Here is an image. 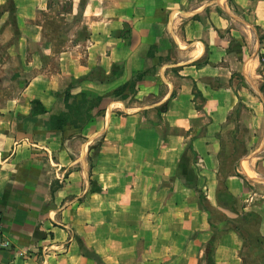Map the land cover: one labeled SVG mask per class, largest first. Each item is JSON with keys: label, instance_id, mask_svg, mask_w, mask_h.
Instances as JSON below:
<instances>
[{"label": "crops", "instance_id": "0c3cea01", "mask_svg": "<svg viewBox=\"0 0 264 264\" xmlns=\"http://www.w3.org/2000/svg\"><path fill=\"white\" fill-rule=\"evenodd\" d=\"M53 3L70 25L64 41L47 39L40 21ZM0 8V31L17 33L24 52L15 62L26 74L23 85L0 87L1 233L13 242L0 264H99L87 249L105 264H199L213 237L200 191L235 225L241 214L259 216L220 237L214 264L241 263L243 229L259 245L264 0H0ZM134 82L136 104L113 98ZM82 92L102 96V111L80 126L56 125ZM230 122L258 132L245 179L240 168L223 170ZM162 125L187 134L168 136ZM38 226L47 232L36 236Z\"/></svg>", "mask_w": 264, "mask_h": 264}, {"label": "rangeland", "instance_id": "374dc122", "mask_svg": "<svg viewBox=\"0 0 264 264\" xmlns=\"http://www.w3.org/2000/svg\"><path fill=\"white\" fill-rule=\"evenodd\" d=\"M10 5H8L9 7ZM67 5H64L66 7ZM61 9V6L58 4L52 5V10H50L49 13H45L43 15V18L40 20L44 23L47 32L46 37L49 40L55 41H64L66 39H69L71 36L70 33V25L67 23L65 24L63 17L57 16V9ZM1 9V8H0ZM55 10V12H54ZM13 23L16 24L17 18L14 17ZM5 24V23H4ZM10 24V23H9ZM12 24V23H11ZM8 29V31H7ZM19 40V37L17 36V33L15 31H12V27L7 25L4 27L2 31H0V87L4 88H12L15 89L19 85H23V81L26 77V74H22L21 66L17 64L15 61L18 57L21 56L22 48L17 47V42ZM13 44L16 46H13ZM12 46V47H11ZM10 48V49H9ZM29 51L37 50L35 46H31L28 48ZM24 52V51H23ZM177 55V52L173 51L170 55L168 54L167 57ZM12 57L13 61L12 62ZM261 72L264 73V66L263 69H261ZM261 89L264 92V78L261 82ZM113 98H117L119 100L123 99L126 101L128 105L136 104L135 97L132 95V92L128 93L125 92V88L122 87V85L115 90L113 93ZM94 102H96L94 100ZM103 102V101H102ZM102 102L99 103L94 110H92L91 115L99 114L102 111ZM74 104V102H72ZM77 107L79 108L81 104L79 103V100L76 101ZM77 108V109H78ZM123 113V112H122ZM69 114L72 115L73 112L69 111ZM147 116V120L150 124L151 122L155 120L154 115L152 112H145L144 113ZM160 114V113H159ZM234 119V118H233ZM233 124L230 122L226 127H224L222 138H223V153L226 160H223V170L225 173H231L233 169L240 168V171L238 173L239 176L245 179V175L248 176V174L245 173L244 167L249 171V154L252 150H254L259 143V139L253 140V134L255 133L257 135L258 132H254V130L257 131L255 128H236L233 127ZM161 132L168 133V136H173V134H187L186 128L181 129H173L170 127H166L162 125V128H159ZM260 136V135H259ZM186 138V137H185ZM101 138L97 140L93 146H98L99 142H101ZM187 143L183 145L184 149V160L186 159H192L193 157L190 155L191 146L189 145V141L186 138ZM185 141V142H186ZM247 141L249 143H247ZM187 160V161H188ZM243 168L241 162H243ZM261 160H258L260 162ZM189 162H185L184 166L188 165ZM187 167V166H186ZM184 167V171L189 175L190 172L188 171V168ZM223 179H221L222 181ZM201 192V191H200ZM198 193V199L199 203L203 206V210L207 212V214L210 217V223H211V232L213 234V237L209 243L205 244L204 254L202 257L199 258V264H214L213 262V251L215 248V245L217 244V241L224 235L226 232H228L230 229L234 228V226H238L240 223L243 222L245 219L247 222H249V216H245V214H241L242 216L240 220H238V224L235 225V222L231 221L230 217H228L227 213H225L223 210L218 209L217 207H212L209 205L208 200L206 199L205 193L201 192ZM241 202V201H240ZM238 202V205H241V203ZM244 218V219H243ZM246 225V224H245ZM47 232L45 230H41L38 226L36 230L34 231L36 236L40 235V232ZM245 232V233H244ZM243 241L241 244V248L238 250V257L240 258V264H264V247L262 244L260 245H252L249 243V229H243ZM248 237V238H247ZM88 252H91V250L87 249ZM101 264H105L102 260L100 261Z\"/></svg>", "mask_w": 264, "mask_h": 264}, {"label": "trees", "instance_id": "16d2710c", "mask_svg": "<svg viewBox=\"0 0 264 264\" xmlns=\"http://www.w3.org/2000/svg\"><path fill=\"white\" fill-rule=\"evenodd\" d=\"M144 76V72L143 73H137L135 75V81L141 79ZM129 86V90L131 92H135V82L128 85V83L122 85V87L125 88V90L127 89V87ZM72 101H67V110L66 111H61L57 114L54 115V119H55V123L58 126H61L62 122H67L70 121L71 123H73L76 126H80L82 124H86L90 118L92 117L91 112L92 110H94V108H96V106L102 102L103 97L100 95H97L95 93L92 92H82L78 95H71L69 96ZM79 100V103L81 104V106L78 108L76 104V101ZM94 100L96 102H94ZM123 100V99H121ZM74 102V104L72 103ZM35 104L39 105V102H35ZM169 106H170V99L167 100L165 103H163L162 105H160L159 107H157V112L158 113H164L167 112L169 110ZM78 108V109H77ZM38 110L40 111H45V109L41 108V107H37L35 106V111L37 112ZM69 111L73 112L72 115L69 114ZM102 142V141H101ZM101 142H99L98 146L101 145ZM96 146V147H98ZM94 146L91 147L92 148H96ZM202 192V191H201ZM200 192V193H201ZM202 194V193H201ZM200 205V204H199ZM202 206V205H201ZM203 209V206L201 207ZM246 216H249V221L253 222V224H257L259 222V216L254 214V213H246L244 218ZM243 218V219H244ZM247 219V218H245ZM243 220L244 222H247L246 220ZM257 240L260 242L259 244L264 247V238L261 237H257ZM89 255L92 256V258H94L95 260L98 261V263L100 264L101 262V258L99 255H97L95 252H89Z\"/></svg>", "mask_w": 264, "mask_h": 264}, {"label": "built area", "instance_id": "2783aa9c", "mask_svg": "<svg viewBox=\"0 0 264 264\" xmlns=\"http://www.w3.org/2000/svg\"><path fill=\"white\" fill-rule=\"evenodd\" d=\"M2 230V216L0 213V250L10 249L13 246L12 240L1 233Z\"/></svg>", "mask_w": 264, "mask_h": 264}]
</instances>
